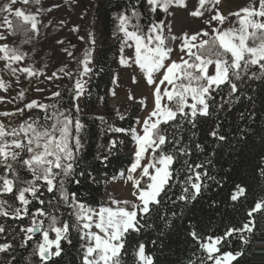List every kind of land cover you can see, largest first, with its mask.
Segmentation results:
<instances>
[{
  "label": "trees",
  "instance_id": "16d2710c",
  "mask_svg": "<svg viewBox=\"0 0 264 264\" xmlns=\"http://www.w3.org/2000/svg\"><path fill=\"white\" fill-rule=\"evenodd\" d=\"M8 3L0 0V28L6 27L13 39L5 54L20 58L32 72L57 63L56 46L21 18L13 16L6 25ZM35 8V0H27L21 10ZM94 13L102 43L84 111L75 107L73 87L60 88L44 110L24 120L27 133L8 139L23 145L21 155H0V264H83L88 240L79 207H105L104 183L124 177L133 164V130L141 104L125 116L108 108L120 32L126 26L145 37L162 12L151 16L143 0H97ZM246 45L263 46L264 30L251 31ZM197 59L224 62L226 79L208 86L205 113L172 101V117L154 128L152 135L161 142L155 156L170 160L167 180L155 202L137 215L135 228L123 234L113 264H143L141 249L148 264H215L203 249L210 239L219 240L217 255L236 256L230 264H264V60L253 62L247 54L233 67L231 54L214 37L188 62L194 66ZM41 135L58 137L66 156L58 166L35 172L27 165L34 155L29 148ZM34 227L40 228L36 236ZM44 237L57 244L49 250V260L40 252Z\"/></svg>",
  "mask_w": 264,
  "mask_h": 264
},
{
  "label": "rangeland",
  "instance_id": "374dc122",
  "mask_svg": "<svg viewBox=\"0 0 264 264\" xmlns=\"http://www.w3.org/2000/svg\"><path fill=\"white\" fill-rule=\"evenodd\" d=\"M96 1L35 0L36 8L23 12L21 7L27 0H9L6 25L11 17L18 16L39 37L56 46L60 60L43 72L30 71L20 58L5 54L13 39L6 27L0 28V155L4 158L21 155L23 145L8 139L19 132L27 133L21 126L24 120L35 110H44L60 88L73 87L77 92L75 107L84 111L90 72L102 43L94 13ZM143 1L147 13L153 16L159 10L162 19L152 22L145 37L123 26L118 71L108 103V108L119 116H125L135 103L141 104L142 112L133 130L134 161L124 177L104 183V208L90 211L79 207L88 240L83 264H113L123 234L135 228L137 215L146 212L165 184L170 160L156 158L161 142L152 133L159 123L172 117L169 104L173 101L192 113H205L203 97L208 86L225 81L224 62L197 59L191 66L188 61L196 50L214 37L231 54L233 67L247 54L253 62L264 60V45H246L251 31L264 30V0ZM38 137L29 148L34 153L27 163L31 170L48 171L65 161L64 145L58 137ZM24 191L30 192L31 188ZM44 238L45 247L40 244L43 254L57 245ZM218 243V239L207 240L203 249L213 256L215 264H230L236 256L217 255ZM138 258L143 264L149 263L142 249Z\"/></svg>",
  "mask_w": 264,
  "mask_h": 264
},
{
  "label": "water",
  "instance_id": "95a60500",
  "mask_svg": "<svg viewBox=\"0 0 264 264\" xmlns=\"http://www.w3.org/2000/svg\"><path fill=\"white\" fill-rule=\"evenodd\" d=\"M39 233H40V228L39 227H34L33 230H32V236H36ZM45 244H46V240L44 238V240L42 242V246L45 247ZM43 258L45 260H49L50 259V251H49V249H46V251L43 254Z\"/></svg>",
  "mask_w": 264,
  "mask_h": 264
}]
</instances>
